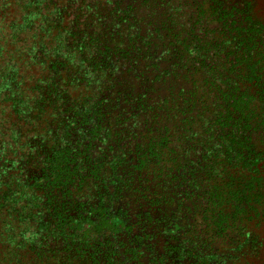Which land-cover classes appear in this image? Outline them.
Instances as JSON below:
<instances>
[{
	"label": "trees",
	"instance_id": "trees-1",
	"mask_svg": "<svg viewBox=\"0 0 264 264\" xmlns=\"http://www.w3.org/2000/svg\"><path fill=\"white\" fill-rule=\"evenodd\" d=\"M247 5L242 20L218 9L226 21L219 39L204 43L196 28L164 46L175 53L171 70L154 80L195 82L168 87L154 108L132 98L135 113L156 112L142 131L157 134L137 141L130 130L108 133L104 98L86 92L91 59L76 54L98 40L70 34L56 53L58 28L36 26L37 13L26 8L6 23L3 5L0 264H221L201 237L203 223L215 235L243 232L228 261L260 256L264 20L253 18L257 2ZM99 57L93 67L108 70L104 52Z\"/></svg>",
	"mask_w": 264,
	"mask_h": 264
},
{
	"label": "rangeland",
	"instance_id": "rangeland-1",
	"mask_svg": "<svg viewBox=\"0 0 264 264\" xmlns=\"http://www.w3.org/2000/svg\"><path fill=\"white\" fill-rule=\"evenodd\" d=\"M255 1L258 4L256 7L258 11L253 18L262 21L264 20V0H0V9L4 4L8 6L6 7L8 13L6 23L16 22L25 8L29 12H33L34 9L37 17L32 15L28 18L32 22L35 17L36 26L46 22L47 25L58 28L59 33L56 30V37L52 42L56 53L58 49L63 52L64 47L59 45V42L70 34L74 38L90 36L92 39H97L98 42L90 43V47H82L80 55L76 54L82 60L91 59L90 68L87 69L88 75H86L91 83L88 84L86 92L89 91L93 96L104 98L105 120L110 125L108 133H118L122 129L130 130L133 134L129 137L132 136L134 141H137L136 138H139V135L157 134L156 131L150 134L142 131L149 127L148 124L144 126V121L156 112L153 110L143 114H138L139 111L135 113L136 109H130L132 98L137 96L136 99H138L142 96L146 99L147 105L154 108L158 101L167 96L168 87L188 90L195 82H191V78L175 79L172 75L166 76L163 82L162 79L154 80L157 73L163 69L171 70L169 68L171 63H168L169 57H174L175 53L172 51L165 53L164 46L170 48V43L172 41L174 43L176 37L182 35L190 38L193 30L196 32V28L199 29L196 32L198 40L204 43L213 41L215 37L219 39L216 35L219 33L218 28H221V24L226 21L217 18V15H220L218 9L242 20L244 11L249 9L247 3L255 8ZM28 3L32 4V7L27 6ZM169 24L171 30L166 27ZM65 31L68 32L65 33ZM71 38H69L70 41ZM150 50L151 53L147 56ZM102 51L106 60L105 67L108 68L105 71L92 65L95 60L100 59ZM151 55L157 59L149 63L148 59ZM263 56L262 51V58ZM72 61L77 64L75 60ZM197 78L198 76L195 77L196 80ZM146 86H149L150 90L146 89ZM79 91L83 93L82 89ZM28 95L32 100V94L28 93ZM257 104L259 105L258 102ZM157 114L161 113L157 112ZM171 122L167 121L164 124L171 130L168 135L175 136L176 128L169 124ZM99 136H106L101 137L105 141L109 138L107 133ZM134 185H137V182ZM171 208L174 209V204ZM170 210L168 208L167 211ZM202 229L201 237L206 240L210 250L216 253V259H222L221 264H264V249H260V256L254 259L237 255L236 260L232 258L228 261V258L224 257L229 255L239 242H243V232H239L236 226L229 233L221 235L217 234L218 231L216 235L213 234L214 230L210 226L206 227L204 223ZM258 234L264 243V224L258 229Z\"/></svg>",
	"mask_w": 264,
	"mask_h": 264
}]
</instances>
